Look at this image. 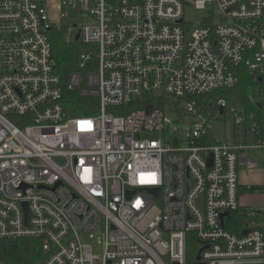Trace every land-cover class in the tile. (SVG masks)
<instances>
[{
  "label": "built area",
  "instance_id": "built-area-1",
  "mask_svg": "<svg viewBox=\"0 0 264 264\" xmlns=\"http://www.w3.org/2000/svg\"><path fill=\"white\" fill-rule=\"evenodd\" d=\"M47 1L0 0V242L39 241L41 264H188L192 234V263L264 264V182L238 181L264 156V0H60L59 21L86 20L66 78ZM187 6L210 15L192 27Z\"/></svg>",
  "mask_w": 264,
  "mask_h": 264
},
{
  "label": "rangeland",
  "instance_id": "rangeland-1",
  "mask_svg": "<svg viewBox=\"0 0 264 264\" xmlns=\"http://www.w3.org/2000/svg\"><path fill=\"white\" fill-rule=\"evenodd\" d=\"M62 1L60 0H48L47 1V9H48V16L50 22L56 23V25L61 24V27L65 29V38L70 39L69 33L71 30V26L76 25L77 29H80L82 25H84V22H86L85 19H82V16L85 14L84 8L82 5L78 6L77 11L73 8H67L66 11L68 13V16L59 21L57 14V6L61 4ZM208 10L205 11H197L193 7L187 6L185 8V21L187 23H192V27L197 26L203 18H206L210 15V8H207ZM213 11V10H212ZM214 16L213 22L217 24L219 22L218 18V11L215 8L213 11ZM212 16V15H211ZM84 21V22H83ZM60 27V28H61ZM214 138L218 141H226L230 142L232 140L233 136V123L230 118L226 117L224 122L216 121L214 122ZM179 128L181 130L187 131L189 128V124L185 123L182 125H179ZM143 137L149 138V139H156L159 137L158 134H143ZM251 157L253 160L260 164L259 168L256 170H249L247 171L245 167H242L240 170V175L238 177V181L241 184H256V185H262L264 182L263 177V171L262 168L264 163V156L262 150H252L251 151ZM240 203L243 206H254L257 211L263 209V195L261 193L258 194H250L248 196H244L240 199ZM83 242H87L91 244L86 238L82 239ZM246 264H263V263H246Z\"/></svg>",
  "mask_w": 264,
  "mask_h": 264
},
{
  "label": "trees",
  "instance_id": "trees-1",
  "mask_svg": "<svg viewBox=\"0 0 264 264\" xmlns=\"http://www.w3.org/2000/svg\"><path fill=\"white\" fill-rule=\"evenodd\" d=\"M65 32L63 27H53L48 32V36L58 72L66 78L76 67L77 44L70 39H66ZM243 79L245 80L246 77ZM83 102L85 103L84 108L74 111V114L91 115L93 112L91 106L87 103L88 101L84 100ZM188 240H193L188 251V264H192L197 242L192 234H188ZM42 257L41 246L37 240L16 239L0 242V264H41Z\"/></svg>",
  "mask_w": 264,
  "mask_h": 264
},
{
  "label": "water",
  "instance_id": "water-1",
  "mask_svg": "<svg viewBox=\"0 0 264 264\" xmlns=\"http://www.w3.org/2000/svg\"><path fill=\"white\" fill-rule=\"evenodd\" d=\"M180 22H181V21H179V23H180ZM78 37H79V36H76V38H75L76 41L78 40ZM146 109H147V111L149 112L150 109H151V107L148 106ZM25 209H27V208L25 207ZM224 215H226V214H224ZM28 216H29V214L26 212V216H25V219H26V220H27V217H28ZM222 216H223V215H222ZM200 253H201V250L198 251V253H197L196 257H195V262L192 263V264H204V263H202V262H199V261H200Z\"/></svg>",
  "mask_w": 264,
  "mask_h": 264
}]
</instances>
